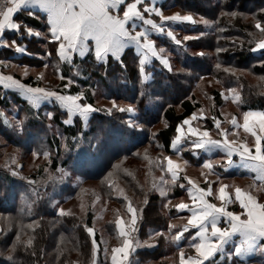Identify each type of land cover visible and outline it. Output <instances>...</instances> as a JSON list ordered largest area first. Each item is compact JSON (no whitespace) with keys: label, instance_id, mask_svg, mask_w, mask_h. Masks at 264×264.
I'll use <instances>...</instances> for the list:
<instances>
[{"label":"snow or ice","instance_id":"1","mask_svg":"<svg viewBox=\"0 0 264 264\" xmlns=\"http://www.w3.org/2000/svg\"><path fill=\"white\" fill-rule=\"evenodd\" d=\"M22 12L34 19H40L41 15L45 16L47 31L41 32L23 20H18V14ZM259 14L264 16V8L259 10ZM220 15L233 18L240 15L245 20L248 19L247 14L236 11H222ZM252 21L256 31L248 33L252 38L249 43L255 44L251 51H260L261 57H264V51H262L264 50V19L258 18L257 13H252ZM172 22L177 24L203 23L208 28L215 27L218 23V21H209L203 18L197 21L191 13L177 12L165 15L163 7L158 6V0H0V46L11 49L15 53L29 54L26 44H19L17 39L9 40L5 37L6 30L15 33L18 39H23L25 36H43L52 45L51 50L46 51L47 56L51 58L55 54L60 61H67L70 64L73 62L74 53H78L81 57L91 54L97 62H106L109 54L119 60L125 48L134 46L138 54L139 72L146 80L147 76L144 75L146 65L152 62L153 57L157 58L169 72L173 70L169 57L165 55L166 50L157 47L156 40L152 38L153 33H166L167 37L177 46L182 45L183 41L199 39L206 34L201 32L196 37L185 35L182 41L177 38L172 27L169 26ZM228 23L231 24V20ZM218 31H224V29H218ZM233 43L236 41L233 40ZM240 46H243L242 42ZM224 51H228V49L219 47L216 49L217 54ZM199 54L204 55L203 52ZM260 63L264 64V59H261ZM0 66L7 65L4 61H0ZM216 67L220 68L221 65L217 63ZM180 71L186 70L180 69ZM225 71L235 74L236 70L226 68ZM23 74L27 75V71ZM43 76V73H39L37 80H42ZM60 79L62 81L67 79V83L63 85L64 92L42 87L39 84L32 86L22 83L11 74L0 73V84L4 88L17 89L27 97L33 108H38L42 101L54 98L61 108L67 109L69 117L78 114L87 125L90 113L100 109L94 108L91 103L81 102L84 97L83 92H78L75 95L67 94L66 90L74 81L62 74ZM261 79L264 80V77ZM227 93L233 94V102L238 105L245 103L242 94L235 89L229 88L226 92H221V96L225 100L228 99ZM106 111L109 115L114 112L135 114L137 108L132 104L121 106L113 99L111 107H108ZM52 115L51 112L47 113L49 118ZM202 115L203 110H201ZM0 116H5V114L0 111ZM194 119H197L196 113L177 125V134L171 142L173 149L179 151L177 145L182 142L185 135L196 137L191 142L192 149H206L211 153L220 147L226 154V162L223 165L225 168L235 163L233 160L235 154L240 157L244 168L254 171L257 175L247 188L235 186L234 196L232 191L226 190L229 188L227 184L219 182V177H217L218 187L213 186V182L208 180L207 175H205L204 187H200L190 178L185 177L188 180L191 204L180 202L175 205V208L188 211L186 223L169 224L168 234L157 232L155 237L170 239L177 246L178 264H246L252 254L259 252L264 255V203L259 202L254 194V192H264V183L257 184L256 182L257 180L264 182V111L251 109L244 111L242 124L237 116H232L233 129L242 128L248 134L245 139L240 141L228 139L226 130L221 127V121L216 117L212 119L218 133L224 136L222 141L211 138L207 129L201 131L193 127L190 122ZM68 122L70 121H65V123ZM4 123L11 127L18 136L24 134V121L15 120L10 124L5 116ZM185 125L188 126L187 133L182 131ZM143 127L144 125L139 123L138 115H133L126 120L118 121L115 125L102 127L86 142L81 139L77 143V138L73 137V143L77 144L74 168L79 171H87L108 150L113 140L138 135L137 130H143ZM249 139L253 141L251 144L248 142ZM33 155H39V153L33 152ZM43 155L47 158L50 153L44 150ZM164 160L166 161V171L170 174L171 179L166 180L164 176H161L159 184L154 183L152 188L158 191L161 197L167 198L171 188L177 183L178 169L171 158L164 157ZM8 161L4 167L8 168L13 175H20L12 167V165H16L15 154L11 155ZM184 163L186 164L187 161ZM219 164H221L219 160H205L203 167L208 169L209 174H212L215 171L214 165ZM157 167H160L162 171L165 170L163 161L158 162ZM58 171L62 173L59 177L61 179L69 175L63 169ZM109 175L111 176V173ZM109 183L111 184V181ZM180 186L184 187V185ZM120 194L124 196L125 200H128L123 189L120 190ZM213 200H218L220 203H214ZM145 202H147V198H145ZM236 203L239 204L241 211L228 210L229 204ZM164 207H168V204H165ZM81 209L84 210L83 205ZM58 211L60 215L65 214L64 209ZM127 212L130 214V227H126V222L119 215L115 220V229L121 242L119 246L110 250L111 264H126V262L130 264L128 262L129 253L135 250L134 245H140L139 239L133 235L137 231L138 216L137 208L131 201L127 204ZM27 228H33V224L27 225ZM84 228L91 239V264H99L97 260L98 243L94 228L87 225H84ZM173 230L175 234L171 235ZM185 239L188 241L187 249L180 247V242ZM34 240V236L22 239V232L17 231L7 251L0 250V256H6L7 260L13 261L14 253L18 247L22 246L25 251H28L34 246ZM144 243L147 244L148 241ZM104 253L107 259L109 254L107 246L104 248ZM32 255H36V253L32 252Z\"/></svg>","mask_w":264,"mask_h":264},{"label":"trees","instance_id":"2","mask_svg":"<svg viewBox=\"0 0 264 264\" xmlns=\"http://www.w3.org/2000/svg\"><path fill=\"white\" fill-rule=\"evenodd\" d=\"M173 7L178 8L181 12H188L193 14H201L204 17L218 21L212 31L202 29L199 26H195V30L189 33H194L200 30L206 33L199 39L193 40L195 44L191 48L185 51H177L176 47H172L171 55L173 57V70L169 72L166 68L153 69L146 67L148 70L154 71L152 80L148 81L143 78L139 72L138 57L134 54L133 50L128 49L121 60L115 58H108L106 62H97L95 58L89 54L86 58L77 60L78 66L68 67L67 65L61 66L60 75H64L66 78H71L74 83L69 87V94H75L83 92L85 101L91 103L93 106L97 105L96 97L94 94V88L102 89V96L105 98H117L125 103L136 104L137 113L139 117V123L143 124V130H137L138 135L131 136L132 139H115L109 145L106 153L102 154L95 163L89 168V170L82 172L83 181H94L101 183L104 194H108L110 197V190L114 194L113 188L110 187L109 178L112 177L114 181L121 182L124 186L125 183L130 184L133 187L126 186L127 197H131V201L136 207V201L134 197L147 198L144 207L138 209L137 225L140 227L138 232L141 236L149 238L152 233L157 232L156 229L163 228L165 223V215L161 213L162 199L159 192L152 188L155 183L156 170L149 169L143 172L141 176L131 177L125 172L114 173L118 169H115V164L122 160V156H129V154L137 153L141 151L143 156L147 154V157H151V161L154 160V156L157 157L160 162L166 155H174L175 151L172 150L171 142L176 133L177 125H179L185 118L193 113H197L203 106V102L199 98V95L205 97H211L210 101L213 103L214 112L218 113L219 107L224 104V99L221 96V91L218 86L209 88L208 79L213 78L216 82L224 84L226 87H235L245 99V103L239 105L241 111L248 109H262L264 110V64L260 63L261 52H252L251 48L255 47V44H250L252 39L248 33L255 32L252 13H257L258 18L264 19V16L259 14V10L264 8V0H172ZM236 11L238 13L247 14L248 19L245 20L242 16L237 17L221 16L220 13ZM231 20V24L228 21ZM205 28V27H204ZM218 29H224V31H218ZM233 40L236 43H233ZM241 42L243 46L241 47ZM47 47L51 48L52 45L47 41ZM228 49V51L216 53L217 48ZM264 51V50H262ZM194 52V53H193ZM203 52L204 55L199 53ZM49 65L57 62L55 54L46 59ZM219 63L220 68L216 65ZM77 65V64H75ZM82 71L81 75L75 74L74 69ZM185 69L186 71H179L176 69ZM226 68L235 69V74L225 71ZM176 70V71H175ZM260 79V80H259ZM32 77L25 79L26 83H30ZM67 83V79L58 81L57 86H63ZM206 87V89H204ZM263 88V89H262ZM210 89L209 91H207ZM0 105L6 106V115H14L16 120H22L25 122V131L22 136L15 134L11 127L2 123L0 119V136L6 137L9 142L15 146L25 148L28 151H34L32 144L36 141L44 140V144L49 146V149H57V156L61 155L58 149L60 148L59 137L48 135L46 131V118L47 113L53 112V121L59 129H61L67 136L66 145L70 146V151L75 149V143H73V137L77 138L79 142V136L85 130H83V123L81 119L76 117L74 122L69 125L64 123L63 118L68 115L66 111H63L60 107L55 105L46 107L45 109H36L27 104L19 95L13 94L9 98H3ZM15 108V109H14ZM16 108L18 111L16 112ZM20 111V112H19ZM16 112V113H15ZM14 113V114H13ZM116 117L107 116L105 114L100 115L94 113L96 118V124L101 125H115L118 121L125 120L120 114L116 113ZM12 122V121H11ZM160 125V126H159ZM159 126V127H158ZM155 131L152 133L151 131ZM95 127H91L88 131L83 133L82 140H85L86 135L96 132ZM17 137V138H16ZM129 137V138H131ZM16 138V139H15ZM41 138V139H40ZM114 144V146H113ZM47 150V149H46ZM44 150H40L43 153ZM111 152L107 159L105 155ZM154 152H157L153 154ZM185 156L191 158L187 152ZM53 168L68 166L69 161L64 160L62 163L55 157L53 158ZM60 163V164H59ZM4 168V167H3ZM4 168L0 170V213L12 214L17 218H21L26 222L34 221L41 218L44 224L56 225V241L59 238L58 222L64 215H60L56 209L50 207V200L54 197H61L63 194L76 195L79 191L80 185L72 188L70 183H67L65 188L59 192L52 188L47 187V196L37 199L34 198V206L29 211L24 207V204L20 203L22 194L28 191L25 184L26 182L22 178L12 176V174ZM151 170V172H150ZM167 171L161 172L162 176L168 180ZM110 173L111 176L109 175ZM136 174V173H135ZM160 174V175H161ZM138 179H140L138 181ZM142 180V182H141ZM108 185V186H107ZM142 185V186H138ZM135 186V187H134ZM111 188V189H110ZM73 192V193H72ZM174 195L177 191H173ZM110 200L117 201L120 204L125 201L122 195H119L118 200L115 196ZM21 208V209H20ZM91 213L92 210H89ZM34 213V214H32ZM30 214V215H29ZM116 214V212H114ZM117 216V215H116ZM116 220V219H115ZM61 225L64 231L71 235L74 231L72 225H74V219L68 220L66 218L61 220ZM88 225H91V220L88 221ZM12 230V229H11ZM159 230V229H158ZM78 237L70 236L71 243L74 245L73 251L64 252L62 254L59 246L55 244L52 247L49 255L45 258L44 251H39L41 257L32 258L29 253L32 248L25 251L22 246L18 247L14 253V260H7L6 256H0V264H72L74 261L80 260L82 264H88L87 254L85 251L86 238L84 230L77 229ZM7 238L0 241V250L7 251L11 245L12 240L15 238L17 230L14 229L10 233L8 232ZM116 236V231H115ZM70 243V246H72ZM52 245V244H51ZM80 245L84 248L83 253H77L75 246ZM50 246V245H49ZM56 247V249H55ZM63 249V246H62ZM140 256L156 258L161 253V246L156 248H148L139 250ZM48 253V252H47ZM20 256H19V255ZM19 260V261H16ZM23 260V261H22ZM86 261V262H84ZM155 264V263H150ZM159 264H166L160 262Z\"/></svg>","mask_w":264,"mask_h":264},{"label":"rangeland","instance_id":"3","mask_svg":"<svg viewBox=\"0 0 264 264\" xmlns=\"http://www.w3.org/2000/svg\"><path fill=\"white\" fill-rule=\"evenodd\" d=\"M191 14L193 15L194 19H196L197 21H199L201 18L209 20V21H213V20H210V19L204 17L203 15H201L199 13L198 14L191 13ZM195 26H197V27L199 26L202 29L207 28L208 30H211V31L213 29V27L212 28L206 27L203 23H196V24H192V25L184 24V25H180V27H179L180 30L175 31L174 33L176 34L177 38L182 40V41H183V37L185 35L192 36V37L199 36V34L204 30L198 29L197 33L196 32L189 33L193 29L195 30V28H196ZM193 27H195V28H193ZM43 38H44L43 39L44 40L43 45L42 46L36 45L37 49H39V50H36V53H34L35 56L33 58L31 56V57H29V59L26 60V61H29V63L30 62L36 63L38 66H40L39 62L43 61L46 58V54L43 51L44 50H46V51L51 50V48L47 47V41H46L45 37H43ZM193 40H195V39L183 41L184 46L183 45L177 46V45L170 42L169 45H164L165 48L162 47L166 50L165 55L169 57L172 67H173V57H174L171 55V52H170L172 47H176L177 51L178 50L179 51H185L187 49L189 50L192 47V45L195 44V42H193ZM164 43L168 44L167 42H164ZM159 47H161V45ZM192 50L197 51L195 49H192ZM43 63H41V64H43ZM76 63L77 62H75L74 64H76ZM10 65L12 67V72L13 71L24 72V70H25V69H23L22 65H17L16 63L10 64ZM31 65H35V64H31ZM43 65H44V68H46V69L41 70L42 71L41 73H43L45 75L44 79H42L40 81L37 80V75L40 73L41 67L32 68V66H29L26 69L27 75L29 73H32L31 77H32L34 83H40L41 84L43 81V83H45V85L43 87H49L53 90H58V91L64 92L65 90L62 86H57L58 81H60V69H59L60 66L59 65L57 66L56 64H52V65L47 64V67H45L46 63H44ZM65 65H67L68 67H71L70 63H65ZM161 68H164V67L161 66ZM157 70H159V69H157ZM176 70H179V68ZM73 73L81 75L82 71H79V69L77 68L76 71H74ZM82 76H83V74H82ZM262 82H264V80H262ZM208 84H209V88L218 86L221 92L222 91L226 92L227 89H229V88H232L235 90L237 89L235 87H229L228 88L224 84L216 82V80L213 78L208 79ZM204 89H206V87H204ZM209 90L210 89H208L207 91H209ZM93 91H94V94L96 97V102H97V105H95L93 107L96 109H100V110L99 111H93L90 113V115L88 117L87 125H85V121L78 114H74L71 117H69V115H66L63 118L64 123H65V121H70L67 124L71 125L74 122V120L76 119V117H78L81 119V122L83 123V130L88 131L89 128L95 127L96 130L98 131L99 129H101L102 127L107 126V125L106 124L101 125L99 123L96 124L95 123L96 118L94 116V113L97 112L100 115L105 114L107 116L116 117L115 112L112 115H109L106 111V109L108 107H111V102L113 99L105 98L104 96H102V91H103L102 89L94 88ZM236 91H238V90H236ZM66 92H67V94H69L68 89L66 90ZM73 95H75V94H73ZM227 95H228L227 100H225L224 97L222 96L224 101L226 103H229V102L233 103V94L227 93ZM199 98L203 102V106L196 113L197 115L200 116V119H201V117H204L205 113L210 114V116L212 113L216 114V112H214L213 103L210 101L211 97L207 98L203 95H199ZM114 99L121 106H127L129 104V103H125L124 101H121L117 98H114ZM81 102H86L85 97L82 98ZM52 103H55L53 105L57 106L58 108L60 107L59 103L56 102L55 100H53ZM86 103H89V102H86ZM130 104H132L136 107V104H134V103H130ZM18 109L16 108L15 111L17 112ZM61 109L68 113L66 108H61ZM201 110H203L202 116H201ZM51 113H53V112L51 111ZM118 114H120L125 120L128 119L130 116L136 115V113L135 114L118 113ZM7 115H6V117H8L12 121L11 123H14L16 120L14 115H12V116H7ZM210 116H207V117L209 118ZM52 118L53 117L49 118L47 116V118H46V120H47L46 121V123H47L46 131H44V132L47 133V135H46L47 138L50 137L48 135V133L50 135H52L51 137H53V136L59 137L60 148L58 149V151H61L60 152L61 155L57 156V149L56 150H55V148L49 149V146L42 145V144H44V140H43L44 137H42V140L36 141L32 144V148H34V151L33 150L28 151L25 148H22L19 146L17 147L15 145L11 144L6 137L0 136V170L1 169L4 170L5 163L9 162L8 158L11 155L15 154L16 165H12V167H14L16 169V171H18L20 173V175H13L12 172L8 168H6L7 169L6 171L10 172L12 174V176H17L18 178H22V180L26 182V184H25L26 187H24V188H27L28 191L26 193L22 194V199H20L19 204L20 203L24 204V207L28 208L29 211L34 206L33 201H34L35 197L37 199L41 200V198L47 196V193H48L47 187H52L54 189V191L58 190L56 193V194H58L59 192H61L65 188L67 183H70L72 188H74L77 185H80L79 191L76 195H73L70 192V194L69 193L63 194L61 197H58V196L54 197L49 202L50 207L52 209H56L57 211L59 209L65 210V216H63V218H61L59 220L58 225H57L58 226L57 229L59 231L58 241L55 240L56 239V232H57L55 230L56 225H50V224L45 225L44 222L41 221V218L35 219L34 221H31V222H26V221L22 220L21 218L15 217L12 214H4V213H0V241H2L4 238H7L9 231L11 233L12 230L16 229L17 231L22 232V239H27L28 236H34L35 237L34 246L32 247V249L29 253V255L32 258L41 257L38 254L39 251L46 252V254H43V256L46 258L49 255L52 247L55 246V244L59 246V249H61L62 254H64V252L73 251L74 245H72V243L70 241L71 240L70 236L72 237L75 235L76 237H78L79 233H78L77 229L79 228V230L82 229L85 232V238L87 240L86 246H85V251H86L85 254L88 255L86 257L87 258L86 261L89 262L88 264H91V262H92L91 239L89 238L88 233L86 232V230L84 228V225H87L88 227L94 228L95 238H96L97 243H98L97 260H98L99 264H111L109 258L108 257H107V259L105 258L104 248H105V246H107V247H110V250H111V248H113L117 245L116 236H115V219L117 218L118 215L119 216L122 215L123 217H125V219H127V221L130 220V214L127 212V204H128L127 201L132 200V198L128 197V200L123 201L121 204L117 201L115 202L113 200H110V198L115 196L118 200L119 195H121L120 194L121 189H123L124 195L127 196L126 186L130 187L131 185L128 183H125L126 186H124L121 182L114 181L112 179V177H110L109 181H111V184L109 183V181H106V184L109 183L110 187L113 188V190H114V194L110 190V197H109L107 193L104 194L103 188L101 187V183L94 182V181H86V182L83 181L84 180V178H83L84 173H82V172H85V171H79L78 169L74 168V166H73L74 160L76 158L77 144L75 143V149L73 151L69 150L70 146L68 145V147H67L66 142H65L67 139L66 138L67 136L64 134V132L61 129H59L57 127L56 124H54V121ZM85 131H83L81 133V135L79 136V139H82V137L84 136L83 133ZM97 131L94 133H90L88 136L86 135V138H84L85 140H83V141L86 142L89 138L94 136L97 133ZM151 132L154 133L155 131L153 130ZM123 139L131 140L132 137L131 138H129V137L123 138ZM79 142H80V140H79ZM113 146H114V144H113ZM46 149L50 153L49 157H47V158L44 157L43 153L39 152L40 150H46ZM190 149H191V147L188 146V147L184 148L181 151V153H185L186 151H188ZM33 152H37V153H39V155H33ZM155 153H157V152H154L153 154H155ZM110 155H112V153L108 152V154H106L104 158L107 159ZM55 157L59 160L60 163H62L64 160H68L69 161L68 166L63 167L61 165L60 167L53 168V162H54L53 158H55ZM100 157H102V155ZM121 158H122V160L118 161V163L115 164V166H114L115 169H118L114 173L125 172V173L129 174L131 177L132 176L133 177H135V176H141L142 177V175H143L142 173L145 172L146 170L149 171V169H152V168H154V169L159 168V167H157V163L159 160L157 157L154 156V160L151 161V157H149V156L147 157V154L145 156H143L141 151H138L137 153L129 154V156H122ZM160 160L163 161V163L165 165L164 158H162ZM60 169H63L64 171L69 173V175L64 176L62 179L59 178L62 175V173L60 171H58ZM165 170H166V168H165ZM156 171H157V173L155 175L154 180H155L156 184H159L160 177L162 176V174H161L162 171H158V170H156ZM150 172H151V170H150ZM111 174H113V173H111ZM49 177H51V178H49ZM139 180L140 179H138V181ZM141 182H142V180H141ZM179 184L184 185V186L186 185L185 183H183V181H179ZM138 186H142V185H138ZM175 186H176V188L178 187L177 184ZM131 187H133V186H131ZM174 188L175 187H172L171 191L169 193L173 192L175 190ZM182 189L183 188H181V190ZM181 190H180V192H181ZM157 192L158 191H156V193ZM122 197H124V196L122 195ZM142 197H144V196H142ZM142 197L141 198L140 197H134V199L137 200L136 204H138V207H136L135 204L133 203V206L135 208H137V216H138V212H139L138 209L141 210L145 205V199ZM165 204H166V201L162 200L161 205L164 206ZM82 205L84 208L83 211L81 209ZM89 210H92V212L89 213L90 212ZM169 211H171L170 208H169ZM114 212H116V214H114ZM58 213H59V211H58ZM68 213H71V214H68ZM32 214H34V213H32ZM66 218L68 220L74 219V225H72V229L74 231L72 232L71 235L67 234L61 225V220H63V219L66 220ZM89 220H91V225H88ZM29 224H33V228H27V225H29ZM22 225L24 226L23 228L21 227ZM136 227H137V232H138V229H140V227H138V225H136ZM154 234L155 233H152L151 235H154ZM151 235H150V237H151ZM147 238H146V240H147ZM153 240H155V239L152 236L151 241H153ZM70 243L72 246H70ZM149 245H155V243L149 242L147 244H140L139 248H141L140 250H144V248L149 246ZM62 246H63V249H62ZM75 248H76L77 253H83L84 248L81 247L80 245H78V246L76 245ZM38 249H39V251H38ZM55 249H56V247H55ZM32 252H35L36 255H32ZM16 261H19V260H16ZM86 261H84V262H86ZM72 264H82V262L80 260H78V261H74Z\"/></svg>","mask_w":264,"mask_h":264},{"label":"crops","instance_id":"4","mask_svg":"<svg viewBox=\"0 0 264 264\" xmlns=\"http://www.w3.org/2000/svg\"><path fill=\"white\" fill-rule=\"evenodd\" d=\"M158 6H162L164 9V14L165 15H171L173 13H181V14H188V12L184 11L181 12L178 8L173 7V3L172 0H158ZM38 15H40L38 13ZM18 20H23L25 23H27L29 26H32L34 29L39 30L41 32H46L47 29L45 27V20L46 17L41 15L40 19H34L32 17L27 16L26 13H20L18 14ZM155 19H158L156 17H154ZM184 24H190L191 23H183V24H177L175 22L170 23V27H172L173 31H179L180 30V25H184ZM5 37L9 40L11 39H17V42L19 44H26L27 45V52L29 54H23V53H15L13 50L5 48L3 46H0V61H4L5 64L7 66H0V73H3L5 75H13L16 79L21 80L22 83H26L24 80L28 79L31 77L32 73H29L28 75H24L23 73L26 71V69L29 66H32V68L34 67H41L40 68V73L42 72V69H46L44 68V63H46V65L48 64L46 59L49 57L46 54V50H44L43 52H45L46 54V58L39 62L40 66H38L36 63H31V64H35V65H31L29 63V61H26L27 59H29V57L32 56V58L35 56L34 53H36L37 49L36 45L38 46H42L44 43V38L43 36L41 37H36V36H32V37H27L25 36L23 39H18L16 34L6 30L5 32ZM152 38L154 40H156L157 43V47L159 48V46L161 45V47H164V45H169L170 42L175 44L169 37H167L166 33L165 34H159V33H153L152 34ZM46 41H48L46 39ZM167 42L168 44L164 43ZM49 42V41H48ZM159 44V45H158ZM163 44V45H162ZM183 45V43H182ZM184 46V45H183ZM128 49L133 50L134 54H136V56L138 57V54L136 52V49L134 48V46H129L127 48H125V50L123 51V53H121L120 55V59L122 55L128 51ZM258 52V51H257ZM89 54H85L84 57L79 56L78 53H74L73 54V62L71 63V67L75 66V68L78 66V63H76L77 65H75L74 63L77 62V60H82L84 58H86V56H88ZM108 58H113L111 56V54H109ZM116 59V58H115ZM57 62H54L52 64H56L57 66L59 65L60 67L63 66L65 63H68L67 61H60L57 57ZM44 62V63H43ZM17 64V65H22L24 72H12V67L10 64ZM43 63V64H41ZM164 67L158 60L157 58L153 57L152 58V62L147 64L146 67L149 68H153L154 70L158 68ZM165 68V67H164ZM60 72H61V68ZM74 71H76V69H74ZM153 74L154 71L152 70H148L144 75L147 76L148 81L152 80L153 78ZM47 76V75H46ZM45 78V75L43 76V79ZM144 78V77H143ZM26 84H30L32 86H37L39 84V86H44L45 83H34L33 79L30 81V83H26ZM63 87V86H62ZM0 102L3 98L6 97H10L13 94H17L19 95V97H21V99H23L27 104L31 105L27 99V97H25L24 95H22L17 89L14 88H4V86L2 84H0ZM76 94V93H75ZM54 100V98L52 100H45L42 101L40 106L36 109H45L46 107H49L55 103H52ZM32 106V105H31ZM9 109L6 106H1L0 105V111H2L4 114H6V110ZM249 110V109H248ZM248 110H244V111H248ZM254 111H264L262 109H251ZM244 111H241L239 108V105L235 102L231 103H224L221 107H219L218 113L216 112V114L212 113L211 116L210 114L205 113L204 117H201L197 115V119L192 120L190 123L193 127H196L198 129H200L201 131L204 129H207L209 131V135L211 136V138L213 139H218V140H224V136L220 135L218 133V130L216 129L215 123L213 121V117H216L217 119H219L221 121V127L223 129L226 130L227 132V138L230 140H235V141H240L245 139V137L248 136V134H246L242 128L239 129H233V126L231 124V119L232 116H237L239 122L242 124V113ZM6 116V115H5ZM5 116H0V119L2 120V123H4V118ZM191 116V115H189ZM188 116V117H189ZM207 116H210L209 118ZM8 118V117H7ZM9 123L11 124V120L8 118ZM5 124V123H4ZM181 124V123H180ZM179 124V125H180ZM187 128L188 126L185 125L182 128V131L184 133H187ZM193 139H196V137H190L189 135H185L183 137V140L180 144L177 145V148L179 149V151H177L176 149H173V151H175L174 155H166L165 157H169L171 158L178 169V180H177V188L176 186H174L175 191H177V194L174 195V193H168L167 198L161 197V199L164 201H166V204H168V207H164L163 205L161 206V213H163L165 215V223L163 225V228L160 229H156L157 232H164L165 234H168V225L169 224H174V225H180L183 223H186V218L189 215L187 210H177L175 208V205L180 203V202H184V203H189L191 204V196L189 195L188 192V180L185 179V177L190 178L195 184H198L200 187H204L205 186V175L208 176V180L213 182V186L214 187H218V183H217V177H219V182L220 183H224L227 184L229 186L228 189L229 191H232V194L234 196V187L235 186H240L242 188H247V186L249 184H251L253 182V178L257 175L254 171L244 168L242 166V163L240 162V157L238 155H233V160L235 161V163L231 164L230 166H228L227 168H225L223 165L226 162V154L223 151L222 148L218 147L216 149H214L211 153H209L206 149H190L188 151H186L189 155H191V158H188L187 156H185V153H181V151L186 148V147H191V142ZM250 144L253 142L251 139H249L248 141ZM205 160H212V161H216L219 160L221 161V164L219 165H214L215 171L212 174L208 173V169L204 168V161ZM187 161V163L185 164L184 162ZM165 168H166V161H165ZM167 173V172H166ZM168 174V180L171 179L170 174ZM167 180V179H166ZM179 181H183V183H185L186 185L184 187H180ZM257 184L260 183H264L261 182L259 180L256 181ZM179 184V185H178ZM181 188H183L181 190ZM181 190V192H180ZM194 194V193H193ZM254 194L257 196V199L259 202L264 203V192H254ZM211 199V198H210ZM170 201V203H169ZM212 202L219 204L220 202L218 200H213ZM228 210L230 211H236L239 212L241 211L240 206L238 203L236 204H229L228 206ZM169 208L171 209V211H169ZM122 220H124L126 222V227H130V220L127 221V219H125V217H123L122 215L119 216ZM116 231V229H115ZM193 231L194 230H191ZM155 232V233H157ZM175 232L173 230V232L171 233V235H174ZM133 235L139 239L140 244H145V241H148V243H155V245H149L147 247H145L144 249H148V248H156L157 246H161V253L160 255L158 254L156 258H152V257H142L140 256V249L139 246L134 245L133 247L135 248L134 251L129 253L128 256V262H130V264H150V263H155V264H159L160 262H164L166 264H178V248L177 246L172 243L169 240L164 239L163 237L160 238H156L155 234L151 235V237L153 236V238L155 240L151 241L150 236L149 238H146L141 236L140 233H138L137 231L135 233H133ZM187 236V233L185 234ZM120 239L118 238V234L116 231V243L117 246L120 245ZM187 244L188 241L182 240L180 242V247L186 248L187 249ZM110 250V247H108ZM111 251H109L108 254V258L111 262ZM127 264V262H126ZM246 264H264V255H261V253L256 252L254 254L251 255V257L249 259H247Z\"/></svg>","mask_w":264,"mask_h":264}]
</instances>
